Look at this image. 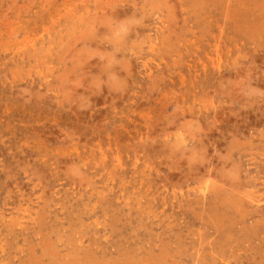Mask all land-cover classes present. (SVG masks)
Wrapping results in <instances>:
<instances>
[{
	"label": "rangeland",
	"instance_id": "rangeland-1",
	"mask_svg": "<svg viewBox=\"0 0 264 264\" xmlns=\"http://www.w3.org/2000/svg\"><path fill=\"white\" fill-rule=\"evenodd\" d=\"M84 261L264 264V0H0V264Z\"/></svg>",
	"mask_w": 264,
	"mask_h": 264
},
{
	"label": "bare ground",
	"instance_id": "bare-ground-1",
	"mask_svg": "<svg viewBox=\"0 0 264 264\" xmlns=\"http://www.w3.org/2000/svg\"><path fill=\"white\" fill-rule=\"evenodd\" d=\"M226 14V13H225ZM192 176V175H191ZM233 195V194H232ZM225 200V199H224ZM228 202V201H227ZM233 202V201H232ZM217 204V203H216ZM224 205V204H223ZM232 205V204H231ZM208 206V205H207ZM217 206V205H216ZM237 206H238V204H237ZM218 208V207H217ZM231 208V207H230ZM241 208V207H240ZM194 211V210H193ZM206 211V210H205ZM219 211V210H218ZM216 212H217V210H216ZM196 213V212H195ZM215 213V212H214ZM201 214H202V212H201ZM196 215V214H195ZM203 215V214H202ZM205 216H203V218H204ZM212 217V216H211ZM199 218V217H198ZM224 218V217H223ZM201 220V219H200ZM203 221V220H202ZM211 221V220H210ZM215 222V221H214ZM213 222V223H214ZM218 223L221 225V223L218 221ZM217 223V224H218ZM210 224V223H209ZM208 224V225H209ZM161 238V237H160ZM110 241V240H109ZM223 246V245H222ZM199 251V250H198ZM50 252V251H49ZM79 253V252H78ZM88 254H90V253H88ZM75 255V254H74ZM58 256V255H57ZM59 258H61V256L59 257ZM89 259V258H88ZM92 259V258H91ZM94 259V258H93ZM52 260V259H51ZM78 260V259H77ZM90 260V259H89ZM81 261V260H80ZM92 261V260H91ZM248 262V261H247ZM66 263V262H65ZM78 263V262H77ZM86 262L84 261V264H85ZM97 263V262H96ZM196 263V262H195ZM57 264V263H56ZM68 264V263H67ZM92 264H93V262H92Z\"/></svg>",
	"mask_w": 264,
	"mask_h": 264
}]
</instances>
